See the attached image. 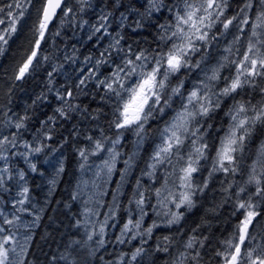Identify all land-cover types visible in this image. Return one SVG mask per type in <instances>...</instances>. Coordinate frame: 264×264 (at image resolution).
Returning <instances> with one entry per match:
<instances>
[{
	"label": "snow or ice",
	"instance_id": "snow-or-ice-1",
	"mask_svg": "<svg viewBox=\"0 0 264 264\" xmlns=\"http://www.w3.org/2000/svg\"><path fill=\"white\" fill-rule=\"evenodd\" d=\"M76 3L80 5V12L90 6L89 0H76ZM231 6L230 0H146L141 5L144 8L140 14L142 18H151L154 13L163 14L165 11L168 14L164 22L158 24L154 48H135L131 44L125 48L122 44L124 37L119 32L113 36L108 31L110 14L101 15L103 22L93 26L89 39L100 33L97 41L109 36L110 42L95 58L94 67L79 79L77 88L86 87L88 81L94 80L96 89L103 91L101 98L111 104L110 127L114 126L117 131L115 138L105 136L103 130L99 138L87 136L92 146L77 149L81 170L92 166L89 164L90 157H99L100 163H95L96 179L91 181L95 191L84 201L83 220H77L75 225L84 229L86 240L70 242L68 248L72 251L61 254L65 264H87V258L82 262L73 258L72 252L77 247L88 249V254L94 256L99 248L105 246V229L116 227V223L110 225L109 221L115 222L121 210L119 197L126 183V175L133 168L135 157L144 145L146 125L156 119L157 114L160 117L166 115L169 109L172 115L158 129V142L141 172V176L151 183L145 185L141 179L136 180L128 206L124 209L127 218L115 240L123 245L139 238V245H134L135 250L130 258L121 252L115 264H137L138 257L145 252L143 245L153 238L154 232L179 225L186 212L197 206V195H203L210 180L221 172L227 182L221 181L220 191L224 196L217 207L231 200L235 205L231 215H239L240 218L228 238L220 241L221 247L215 251V256L219 258L217 264H264V140H261L254 158L247 165V172L242 168L249 145L257 132L264 129V0H241L238 10L229 15L227 13ZM33 7L35 0H8V3L0 4V55L7 50L18 32V26L31 15L30 9ZM36 13L32 25L34 44L30 54L18 66L16 81L24 79L39 65L42 42H46V33L50 31L49 24L53 19H60L63 24L65 18L75 17L76 9L70 6L69 0H40ZM160 18L156 17L157 20ZM121 20L123 22L127 17L121 14ZM142 26L141 21L137 20L136 28ZM55 34L59 35V31ZM229 36L231 40L227 39ZM221 48L222 54L214 57L213 51ZM43 59L47 61L49 57ZM210 59H216V63L207 66ZM92 60L93 57L88 56L85 63ZM102 68L107 72H101ZM225 69L228 70L227 75L223 74ZM193 72H197L199 78L188 90L185 87L186 79ZM52 75L53 72L48 73L49 78ZM174 77L175 83L172 82ZM49 91L52 89L49 88ZM257 92L261 98L255 103L251 98H244ZM74 98L71 89H65L64 93L56 91L60 104L55 112L60 118L69 119L70 113L79 110L78 105L71 102ZM177 99L179 107L175 106ZM229 100L231 104L224 112L228 118L227 127L216 129L217 133L222 131L223 134L219 135V143L215 145V154L212 155L213 145L206 137L213 125L208 124L205 128V124ZM3 116L0 122V192L7 191L9 181L16 179L10 165L13 157H22L35 173L37 166L30 156L40 154L46 147L21 142L27 130V115L15 120L7 113H3ZM56 119L55 115L48 117L49 121ZM4 128H15V131L5 134ZM128 129L137 138L136 150L123 161L125 168L120 171V181L111 193L112 201L108 204L104 219L93 221L92 216L100 215L99 208L88 205L93 202L97 206L104 205L102 197L108 194L105 186L117 172L116 164L122 155L117 147L124 135L121 130ZM44 136L49 140L52 138L48 133H44ZM109 140L110 147L107 146ZM19 147L26 151L19 152ZM209 160L208 175L201 182L195 174L205 166L202 161ZM63 171L61 162L57 175ZM245 174L247 179L242 182L227 179ZM17 175L23 183L19 184L16 198L11 201L13 211L8 213L0 209V264H24L23 257L31 240L30 236H26L23 242L18 239L20 227L30 228L31 225L22 224L21 216L17 215L28 212L25 205L30 201L25 171L18 170ZM55 182V179L50 181L52 184ZM250 188H254V191H250ZM79 195V191L75 192L73 199H78ZM149 208L155 219L147 224ZM206 240L208 237L198 239L194 235L189 236L183 243V250H177L170 264H201L200 249L205 247ZM93 241L95 248L89 244ZM173 243L172 236L165 235L162 241L157 240L155 251L168 253Z\"/></svg>",
	"mask_w": 264,
	"mask_h": 264
},
{
	"label": "trees",
	"instance_id": "trees-1",
	"mask_svg": "<svg viewBox=\"0 0 264 264\" xmlns=\"http://www.w3.org/2000/svg\"><path fill=\"white\" fill-rule=\"evenodd\" d=\"M141 1L89 0L90 6L80 12V5L75 0L74 2L69 0V3L76 9L75 17L65 18L63 24H61L60 19H56L51 24L50 31L46 34V42H42V50L39 52V65L34 71H31V74H26L24 79L16 81L15 75L18 71V66L30 54L34 44L32 25L36 20V8L40 5V0H35V7L30 9L31 15L27 16L21 25L18 26V32L13 36V40L10 41L7 50L3 55H0V106L6 107L5 113L11 116L13 120L24 115L29 117L27 130L24 131L27 136H25L24 140L23 138L21 140L29 142L33 138L31 136L33 134L40 144L46 145L38 156L37 171L26 176L29 197L30 199L38 198L39 201L37 202L41 205V214L37 226L32 231V238L24 264H65V261L61 259V254L72 251V249L68 248L70 242L85 240L82 228L75 226L77 220L82 218L81 201L79 198L73 199L81 171V160L77 149L90 148L92 146L86 139L87 136L99 138L103 130L105 136L115 138L117 130L114 126L110 127L112 119L111 104L101 98L103 91L96 89L94 80L88 81L86 87L77 88V85L79 84V79L87 75L89 69L94 67L95 58L99 57L100 52L110 42L109 36H103L101 40L97 41V36H100V33L93 35L92 39H89L93 32V26L103 22L100 20L103 14H110L108 15V31L113 36L119 32L124 37L122 44L125 48L129 44L135 48H154L156 46L158 24L163 23L164 17L168 14L165 11L163 14L155 13L151 18H142L140 14L144 11V8L141 7V3H143ZM143 1L146 2V0ZM230 2L232 6L228 10L227 14L229 15L234 14L238 10L241 0H230ZM6 3H8V0H0V4ZM121 14L126 16L127 20L122 22ZM157 16L161 18L157 20ZM137 20L141 21L143 25L141 28H136ZM133 29L136 30L133 31ZM57 31H59V35L55 34ZM219 53V50H214L213 56L217 58ZM45 56L49 57L47 61L43 59ZM88 56L93 57L91 63H85V58ZM210 60L212 62L215 59ZM54 68L56 71H53ZM67 70L72 72L66 74ZM182 71L186 72L187 70ZM224 71L227 72V69ZM49 72H53L51 78L48 76ZM101 72L106 73L107 69L102 68ZM50 79L51 83H49ZM172 82H176L175 77ZM185 87L189 89V81L187 79ZM49 88L52 91H49ZM65 89L73 91L75 98L71 102L79 107L78 111L69 114V119L60 118L58 113L55 112L56 107L60 104L56 99V91L59 90L64 93ZM248 91L251 92L250 89ZM244 98H251L253 103H255L261 97L259 92H257L252 94L251 97L245 96ZM229 101H226L222 108L214 113L205 124V128H207L208 124L213 125L212 128L208 129L209 135L206 137L209 144L213 145L211 149L212 155L215 154V145L219 143L218 138L221 134V132L217 133L216 129L225 128L227 125V117L224 116V112ZM178 105L179 100L177 99L175 106ZM171 113L172 111L169 109L163 117L157 114V118L150 120L146 125L145 145L134 161V166L127 178L125 192L120 197L122 204L118 213L120 223L124 222V218L127 215L124 209L128 206V199L131 196L136 180L141 179L145 185L151 183L146 177L141 176V172L146 168V162L152 152L158 129L162 128ZM54 115L57 116V119L54 122L49 121L48 117ZM3 119L4 116H0V122ZM3 131L8 134L10 131H15V128H4ZM44 133H48L52 138L50 140L47 139ZM263 135L257 132L254 138L257 137L256 139H258ZM133 142V135L126 131L118 146L122 158L130 154ZM108 145H110V140ZM55 149L61 152V160L56 166L59 168L62 162L64 171L60 174V179L54 186L52 194L46 195V187L44 182H41L39 175L40 171L44 170L42 160L47 158ZM254 149L251 156L254 153ZM13 151L16 150L13 149ZM89 160L95 161L96 159L90 157ZM18 161V156L13 157L11 160L12 172L14 173L19 166L22 167L20 163L18 164ZM202 164L205 166L200 173L196 174V177L201 182L208 175L211 161H202ZM23 169L25 170V167ZM119 171L120 168L115 172L110 183V194ZM15 177L17 179V176ZM227 179L231 180L232 177L229 176ZM15 180L9 182L10 187H12V183ZM222 180L227 182L222 172L217 173L210 180L209 187L205 190V193L197 195V206L190 212H186L184 219L179 225H174L171 229H157L154 232L153 238L143 245L145 248L143 254L149 261L144 264H168L171 257L176 255L178 249L183 250V243L192 235L198 239L208 237V240L205 241V247L200 249L202 254L201 264L210 263L208 257L212 256L214 258L216 249L221 247L220 241L228 238L240 218L239 215H231L235 209V205L231 200L224 203L222 207H217L224 196V193L220 191ZM0 195L6 199V202H9L8 194L0 192ZM154 201L155 198L152 200L153 204L155 203ZM107 207L108 204L105 201L103 209ZM212 209H215V211H211ZM151 212V208H149V217L155 219ZM258 219L260 218L258 217ZM193 229H196V231L193 232ZM115 231L116 229L113 232L112 230L108 231L105 236L107 243L103 248L96 251L94 256L88 254V249L77 247V250L72 252L73 258L80 262L87 258V264H108L109 262L115 264V260L121 252H130L134 249L135 244L136 246L139 245V240L130 245L127 243L118 245L115 242ZM165 235L172 236L174 242L172 247L168 253L156 252L157 240L162 241ZM197 247L199 246L197 245ZM213 261L217 263L218 260Z\"/></svg>",
	"mask_w": 264,
	"mask_h": 264
},
{
	"label": "rangeland",
	"instance_id": "rangeland-1",
	"mask_svg": "<svg viewBox=\"0 0 264 264\" xmlns=\"http://www.w3.org/2000/svg\"><path fill=\"white\" fill-rule=\"evenodd\" d=\"M76 1V0H75ZM72 2H74V0H72ZM141 2H143V3H141V4H145L146 2H144L143 0L141 1ZM70 4V3H69ZM127 4H128V2H127ZM130 4V3H129ZM70 6H72V4H70ZM155 14V13H154ZM231 36H229L227 39L228 40H231ZM220 51V53H219V55L217 56V58L222 54V48L219 50ZM196 58H198V56L197 57H195L194 59H196ZM211 60H209L208 62H207V66H210L211 64H214V63H216V59L214 60V61H212V62H210ZM198 71V70H197ZM72 71H70V70H67L66 71V74L67 73H71ZM77 75H78V73H76ZM223 74L224 75H227L228 74V70H227V72H225V71H223ZM199 77H198V75H197V72H193L192 73V75L191 76H189L188 78H187V80L189 81V89L188 90H190L191 88H192V86H193V82L195 81V80H197ZM229 103L231 104V101H229ZM227 104V107L230 105V104ZM176 107H179V105L178 106H176ZM0 108H1V114H0V116H2L3 115V113H5V110H6V107H1L0 106ZM227 110V109H226ZM172 115V113L170 114V116ZM170 116H169V118H170ZM168 118V119H169ZM227 123H228V118H227ZM163 126H164V124H163ZM162 126V127H163ZM226 127H227V125H226ZM225 127V128H226ZM129 130V132H130V134H132L133 135V137H134V144H133V147H132V149H131V152H130V154L127 156V157H124V158H122V155L118 158V162H117V164H116V168H117V170L120 168V171H122L124 168H125V165H124V163H123V161L124 160H126V159H128V157L130 156V155H132L133 154V152L136 150V144H135V141H136V136H135V134H134V132L131 130V129H128ZM121 131H125V130H121ZM5 133V132H4ZM258 133H262V134H264V129H260L259 131H258ZM223 134V132L221 131V134L220 135H222ZM25 136H27V133L25 134V133H23V136H22V138H23V140L26 138ZM33 138L29 141V143L30 144H33V145H35V146H39L40 145V142H39V140L38 139H36V138H34V136H33V134L31 135ZM124 136V135H123ZM123 136H122V138H123ZM122 138H121V140H122ZM158 138H159V134H158V132H157V136H156V139L154 140V143H153V148H154V145H155V143L156 142H158ZM23 140H21V142H23ZM146 140V139H145ZM261 140H264V137L263 138H259V139H256V140H254L253 139V141H252V143L249 145V148H248V150H247V152H246V154H245V160H244V162L242 163V168L244 169V171H245V173L247 172V165L248 164H250L251 163V160L254 158V156H255V152H256V149H257V147H258V145L260 144V142H261ZM28 142V141H27ZM121 143V142H120ZM120 145V144H119ZM118 145V146H119ZM144 145H145V142H144ZM144 145L140 148V150L144 147ZM111 146V144L110 145H108V147H110ZM117 146V147H118ZM253 148H255L254 149V153L252 154V156H251V153H252V150H253ZM14 150H16L17 151V149H14ZM140 150H139V152H140ZM18 151L19 152H25L26 151V149H24L23 147H19L18 148ZM139 152H138V154H139ZM60 151L59 150H57V149H55L54 151H52L51 152V154L47 157V158H44L43 160H42V167H44V170L43 171H40V180H41V182H44V185H45V192H46V195H51L52 194V192H53V188H54V186L56 185V183L58 182V180L60 179V174L59 175H57V166L56 165H58V163L60 162ZM137 154V155H138ZM40 154H38V155H32V156H30V159H31V161L33 162V163H35L36 164V166H37V164H38V156H39ZM102 155H107V153H103ZM137 155H136V157H135V159L137 158ZM91 158H93V159H96L95 161H91V160H89V162H90V164L92 165L91 167H89V168H86V169H84V170H81L80 171V176H79V181H78V184L76 185L77 186V188H76V192L77 191H79L80 192V195H79V199H80V201H81V206H82V218H81V221L83 220V212H84V208H85V204H84V201L85 200H88V198H89V195L93 192V191H95V189H93V187H92V184H91V181L92 180H94V179H96V177L94 176V173H95V171H96V169H95V163H100V158L99 157H91ZM121 158H122V161H121ZM18 159H19V161H18V164L20 163L21 165H22V167L21 166H19V168H17L16 169V171H15V173L14 172H12L13 173V175L14 176H17V179L12 183V187H8V189L9 190H7V191H4V192H2V193H6V194H8V197H9V202H6L5 201V199L3 198V196H1L0 195V209H2V210H4V211H6V212H8V213H11L12 211H13V209H12V206H11V201H12V199H14V198H16V194H17V192L19 191V184H21V183H23V181H19V177H18V175H17V172H18V170H23V171H25V174H26V176L27 175H29V174H32L33 172L30 170V168H29V165L24 161V159L22 158V157H19L18 156ZM0 163H2V162H0ZM119 164H121V166H119ZM10 165H11V161H10ZM56 166V167H55ZM23 167H25V170L23 169ZM26 171H28V173H26ZM120 171H119V175L117 176V178H116V180H115V184H114V186H113V188H112V191L113 190H115L116 189V187H117V183L120 181ZM131 171V170H130ZM115 174V173H114ZM114 174H113V176H114ZM130 174V172L126 175V182H127V178H128V175ZM196 175V174H195ZM113 176L111 177V180L109 181V183L105 186L106 187V189H107V192H108V194L107 195H105L104 197H102V200L105 202L106 201V203L107 204H110L111 203V201H112V196H111V194L109 193V191H110V183H111V181H112V178H113ZM231 177V176H230ZM6 179H7V177H5ZM53 179H55V184H52V183H50V181H52ZM232 179H235L236 181H243V180H246L247 179V175L245 174V175H237L236 177H232ZM10 182V181H9ZM85 182H88L87 184H85ZM79 186V187H78ZM125 186H126V183L123 185V190H122V194L120 195V197L123 195V193L125 192ZM112 191H111V193H112ZM233 192L235 191V188L232 190ZM250 191H254V188H250ZM2 197V198H1ZM120 197H119V199H120ZM2 199H4V200H2ZM43 199H45V198H43ZM37 201H39L38 200V198H36V197H34V199H30V201L25 205V207H27V209H28V212H25V213H17V215H19V216H21V222H22V224H28V225H31V227L30 228H24L23 226L22 227H20V229L18 230V239L21 241V242H23V240H24V238L26 237V236H30L31 238H32V231L35 229V227L37 226V223H38V220L36 219V217L38 216V217H40V214H41V205L37 202ZM155 202V201H154ZM8 206V207H7ZM88 207H98L99 208V212H100V215H98V216H92L91 217V220H93V221H97V222H99V221H102L103 219H104V213H106L107 211H108V207L106 208V209H103V206H97V205H95L94 204V202L93 203H90L89 205H88ZM135 207V206H134ZM133 207V208H134ZM151 214H152V212H151ZM119 216H117V220L115 221V222H113V221H109V224L111 225L112 223H116V227L115 228H112L111 226H109V227H107L106 229H105V232H106V235L108 234V231H110V230H112V232L116 229V234H115V237L117 236V235H119V233H120V227H122V224L123 223H120V219L118 218ZM127 218V215L125 216V218L124 219H126ZM153 220V218H150V217H146V223L147 224H150L151 223V221ZM120 223V224H119ZM5 227H7V226H5ZM98 227H99V224L97 223V229H98ZM89 230H91V227L89 228ZM82 231H83V238L86 240V236L84 235V229L82 228ZM96 238L94 237V240H95ZM139 240V238L136 240V241H138ZM31 241V240H30ZM30 241L28 242V246H29V243H30ZM135 241H133L132 243H134ZM89 244L91 245V247L92 248H95L96 247V245H95V243H94V241L93 242H89ZM128 244V243H127ZM118 245H121V244H118ZM130 245V244H129ZM136 245V244H135ZM28 246H27V250H28ZM9 247H11V245H9ZM101 248H99V250H100ZM17 250H19V249H17ZM135 249H133V250H131L130 252H126L125 253V255H126V258H130V256H131V252L132 251H134ZM26 254H27V252H26ZM26 254L24 255V257H23V261H24V259H25V257H26ZM175 256V255H174ZM174 256H172L171 257V259L174 257ZM15 259H20L19 257H15ZM118 258H116V260H117ZM115 260V261H116ZM208 260H209V264H217V263H214V261L213 260H219V258L218 257H216V256H214V258L212 257V256H210V257H208ZM171 261V260H170ZM149 261H148V259H146V257L144 256V254H142V256L141 257H138V261H137V264H139V263H148ZM108 264H111L110 262L108 263ZM168 264H170V262L168 263Z\"/></svg>",
	"mask_w": 264,
	"mask_h": 264
},
{
	"label": "water",
	"instance_id": "water-1",
	"mask_svg": "<svg viewBox=\"0 0 264 264\" xmlns=\"http://www.w3.org/2000/svg\"><path fill=\"white\" fill-rule=\"evenodd\" d=\"M55 19V18H54ZM54 19H53V21H54ZM53 21L49 24V27L51 26V24L53 23Z\"/></svg>",
	"mask_w": 264,
	"mask_h": 264
},
{
	"label": "bare ground",
	"instance_id": "bare-ground-1",
	"mask_svg": "<svg viewBox=\"0 0 264 264\" xmlns=\"http://www.w3.org/2000/svg\"><path fill=\"white\" fill-rule=\"evenodd\" d=\"M2 198V197H1ZM7 198V197H6ZM2 200H4V199H2ZM6 200V199H5ZM8 207V206H7Z\"/></svg>",
	"mask_w": 264,
	"mask_h": 264
},
{
	"label": "flooded vegetation",
	"instance_id": "flooded-vegetation-1",
	"mask_svg": "<svg viewBox=\"0 0 264 264\" xmlns=\"http://www.w3.org/2000/svg\"><path fill=\"white\" fill-rule=\"evenodd\" d=\"M257 138V137H256ZM256 138H254V140H256Z\"/></svg>",
	"mask_w": 264,
	"mask_h": 264
}]
</instances>
